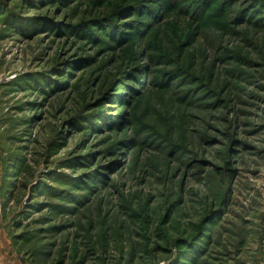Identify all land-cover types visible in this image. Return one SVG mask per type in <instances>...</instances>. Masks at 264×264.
<instances>
[{
    "label": "rangeland",
    "instance_id": "rangeland-1",
    "mask_svg": "<svg viewBox=\"0 0 264 264\" xmlns=\"http://www.w3.org/2000/svg\"><path fill=\"white\" fill-rule=\"evenodd\" d=\"M0 264H264V0H0Z\"/></svg>",
    "mask_w": 264,
    "mask_h": 264
},
{
    "label": "built area",
    "instance_id": "built-area-1",
    "mask_svg": "<svg viewBox=\"0 0 264 264\" xmlns=\"http://www.w3.org/2000/svg\"><path fill=\"white\" fill-rule=\"evenodd\" d=\"M0 205H1V198H0Z\"/></svg>",
    "mask_w": 264,
    "mask_h": 264
}]
</instances>
